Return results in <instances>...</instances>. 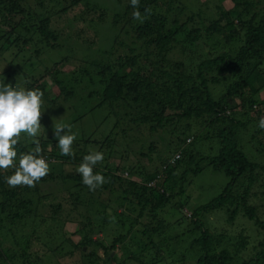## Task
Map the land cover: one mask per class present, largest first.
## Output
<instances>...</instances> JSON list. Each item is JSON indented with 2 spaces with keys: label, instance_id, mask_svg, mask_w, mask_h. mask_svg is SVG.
I'll return each instance as SVG.
<instances>
[{
  "label": "trees",
  "instance_id": "obj_1",
  "mask_svg": "<svg viewBox=\"0 0 264 264\" xmlns=\"http://www.w3.org/2000/svg\"><path fill=\"white\" fill-rule=\"evenodd\" d=\"M27 1L0 0V59L5 61V65L0 62V85L39 89L43 92L42 108L59 112L61 107L82 109L74 122L100 111L99 127L106 119L113 123L107 132L102 130L101 137L75 139L72 156L61 155L53 132L36 137L41 155L53 167L35 187H9L6 176L14 170L0 171V232L8 241H0V264H45L49 257L42 259L41 255L49 254L66 264L73 262L76 251L81 252L82 264H236L238 255L250 244L249 238L241 239L234 251L224 243L230 241L224 230L220 231L223 236L217 237L200 215L228 207V222L241 213L264 231V188L260 187L264 165L242 150L239 130L251 128L250 118L247 122L237 118L239 114L249 117L256 105L264 104L259 98L264 89V16L253 11L256 3L231 0L233 9L218 5L217 19L189 28L193 17L183 16V0H139L138 9L130 0H114L120 7L111 22L108 4L88 1L95 5L87 6L94 29L109 23L118 33L105 56L81 59L74 67L71 55L52 63L40 58L46 48L60 50L61 37L52 28L51 17L32 12ZM136 10L146 17L142 23L133 18ZM205 36H223L227 45L223 51L200 55L194 62L186 53L195 52L194 47ZM235 38L240 45L234 50ZM82 41L104 50L92 37ZM118 46H126L129 52L119 53ZM179 49L181 58L176 57ZM57 100L65 103L57 105ZM259 115L264 117V110ZM192 121L209 130L201 133L197 127L193 132ZM181 122L186 123L176 132ZM256 130L253 139L264 134L262 129ZM159 135L168 145L158 154L154 138ZM26 137L16 146L18 157L33 152L36 146ZM204 140L211 147L216 145L214 155L194 146ZM258 142V146L264 145L263 139ZM117 143L138 151L137 160L125 161L127 150L116 160ZM94 151L107 154L94 167L106 183L92 191L76 169L83 157ZM206 162L223 171L230 181L210 202L185 213L190 219L187 227L182 228V215L176 223H168L173 210L176 214L186 206L173 199L186 193L190 177L198 175ZM71 224L77 225L73 235L78 239L58 237ZM107 224L113 228L109 243L95 236ZM21 232H25L23 238H19ZM243 232L239 236L245 235ZM186 238L190 246L181 244L184 250L177 255L172 248ZM65 243L71 245L69 250ZM5 244L13 246L7 249ZM260 246L241 264H264V241Z\"/></svg>",
  "mask_w": 264,
  "mask_h": 264
},
{
  "label": "rangeland",
  "instance_id": "obj_2",
  "mask_svg": "<svg viewBox=\"0 0 264 264\" xmlns=\"http://www.w3.org/2000/svg\"><path fill=\"white\" fill-rule=\"evenodd\" d=\"M73 1L75 0H28L26 3V6L31 9L32 12L36 13L37 15H43V16H49L51 17V24L52 28L55 29L57 33H59L61 40L59 43L62 45V48L59 49H45L40 55L41 59H45V61H49L48 63H52L55 60H60L62 57L66 55H71V57L74 58L73 63L75 64L74 67H78L81 59H88L89 61L92 60V58H98V56H105L104 51L106 49L110 48V45L113 44L115 34L118 33V29H111V26L109 23H107L105 26L99 25L97 28L98 30L94 29L92 26V23L89 21V12H87V6L94 7V3L97 2H104L105 4H108L109 11H108V20L113 18V14L117 8L120 6L118 3H115L114 0H78V2L73 4ZM94 2V3H86V2ZM96 1V2H95ZM184 4L186 5L185 13H183L184 17L192 16L193 19H191V23L189 24V28H192L194 26H197V24H200L201 26L209 25L212 20H215L219 17L218 14V5H222L223 9L229 10L233 9L234 3L231 0H183ZM251 2H255L254 12L257 13L260 16H264V0H249ZM40 2L44 5L41 6ZM70 7V8H69ZM67 8L65 11L64 9ZM64 10V11H63ZM179 12V10H178ZM173 16L170 18V22L173 21ZM107 20V21H108ZM222 23L225 25L226 20L222 19ZM111 22V20L109 21ZM108 26V27H107ZM113 28V26H112ZM204 33V32H203ZM89 37H92L94 40L98 42V45L100 46V49H104L102 52L100 50L94 49L95 47H91L93 45L86 46L83 44V39H88ZM125 39L129 40V37L124 36ZM183 38V36H180V39ZM236 43H234V50L237 49V46L240 45L238 41V38H235ZM231 42V44L233 43ZM91 44V43H90ZM227 45L226 41L223 36H213V38H208L205 36L203 40L194 47L195 52L191 53L188 51V55H191L194 59V62H198L200 60L199 56L202 55L204 57L215 55L217 51L221 52L224 50L223 46ZM195 46V45H194ZM230 45L227 46V49H229ZM119 49V53L125 54L128 53V48L126 46L124 47H117ZM197 50V52H196ZM100 52V53H99ZM179 53L176 55L177 58H181L180 49L178 50ZM50 59V60H49ZM199 59V60H198ZM53 60V61H51ZM187 60H189V57H187ZM21 61V60H18ZM40 61V59H39ZM0 62H3L5 65V61L3 59H0ZM2 66V63H0ZM4 69V66L1 67ZM10 80V79H8ZM11 81V80H10ZM216 90H220L219 87H217ZM260 100L264 103V89L261 90L259 94ZM58 103H65L64 100H57L55 104L58 105ZM93 104V103H92ZM61 111L50 109L49 107H43L42 108V119H41V129L38 136H46L49 133L53 132V124H66L69 125L71 128V133L76 135V139L92 135L93 137H101L103 136V132L108 131V127L112 125L113 121L111 119H106L101 127V116L103 115L102 112L96 111L95 113H87L83 119L76 120L74 122V117H78L77 114L79 112H82V109L78 110H72L67 107H61ZM264 110V104H260L255 106V111L249 112V117L243 116L242 114H239L237 116L238 120L247 122L250 118V122L248 124V127L251 126V128H248V130L240 129L239 130V136L243 143L242 150L251 158H255L258 160L261 164L264 165V145L261 146L259 144L258 146V140L263 139L264 140V134L258 135V138H251L253 133H256V129L261 130L258 127V122L261 116L259 115L260 112ZM56 112V113H55ZM106 113L104 112V115ZM186 122H181L177 125L178 130L181 131L180 128L185 124ZM193 123V132L197 130V127L200 128V132L208 131L207 128L205 130V127L196 126L195 121H192ZM103 130V132H102ZM67 131V130H66ZM264 132V129H262ZM54 133V132H53ZM63 134V132L61 133ZM50 135V134H49ZM106 135V134H104ZM177 135V133H176ZM257 135V133H256ZM27 135L22 133L21 138H25ZM37 136V137H38ZM191 136V135H190ZM27 142L33 141V138L26 137ZM168 138V136H167ZM193 138V137H190ZM154 139L157 140L156 150L158 154L163 150L166 149V145H168V140L162 135L156 136ZM153 139V140H154ZM169 139V138H168ZM152 140V141H153ZM188 143H191V141H188ZM213 144V143H212ZM137 145V146H136ZM211 145V144H210ZM209 145V142L207 141H201L196 142L195 147L196 149H201L204 152H209L208 155H214V150L216 149V145L211 147ZM193 146V147H194ZM132 147L138 148V144H132ZM210 147V148H209ZM189 148H191L189 146ZM115 150L119 153L118 156H116V160L120 159V154L122 151L127 150V155L125 158V161L132 163L137 160L138 151H134L133 149L129 147H124L122 144L117 143L115 145ZM108 151V150H104ZM146 151V149H145ZM156 154L155 156H157ZM107 154L104 155V158ZM50 170L52 169L53 165L49 164ZM264 178V173L261 175ZM191 183L187 185V191L185 194L181 196H177L175 199H173V202H182L186 206L183 207L182 210H178L176 212L173 210L172 216L170 215L171 219H168V223H176L179 221V218L181 215V224L182 228L187 227L189 225V218L185 216V213L187 212L192 213V210H194L197 206H201L202 204H206L210 202L213 198L218 196L224 187L228 184L230 181V178L223 172V171H217L214 170L212 166L208 165L207 162L203 163V169L198 175H194L192 177ZM260 187L264 188V184L261 182ZM257 200L261 203V200L257 198ZM228 207H225L223 209H218L216 211H213L211 213H201L200 218H202V221H204L205 225L210 229L211 232L214 234L217 233V237H221V230L223 233H226L227 239H230V241H226V245L233 249H237L240 244L239 242L241 239H244L245 237L249 238L250 244L248 247L243 250V252L238 255L236 258L235 263L238 264L241 260L248 259L249 257H252L257 250H260L262 247L260 246V242L264 241V231L260 230L256 225L253 223L251 224L245 218H243V215L241 213L237 215V218H235L234 222H228L229 214L227 212ZM169 212V210H168ZM261 217L264 219V208H262L261 211ZM107 224L104 227V232L101 231V233H97L95 236L99 239H105L108 241V243L113 239L112 236H110V233H113L112 225ZM67 229L65 231H62V235L60 236H72L73 239H78L76 235H73V232L76 229V224L67 225ZM216 226V227H214ZM246 226V227H245ZM46 228V226L44 227ZM65 228V227H64ZM219 229L218 232L215 230ZM63 230L60 229L58 231ZM244 231L243 233L245 235L239 236L241 234L240 231ZM25 232H21V236L19 238H23ZM24 235V236H23ZM115 236V235H114ZM195 236V235H194ZM0 241L2 243H6L7 238L3 235V232H0ZM53 242V241H52ZM51 242V243H52ZM186 245H185V244ZM184 243L175 244L172 249H175L177 251V255H181V252L184 250V246L188 247L190 246V239L186 238V241ZM223 243V244H224ZM184 246H182V245ZM10 244H5L3 247H7V249L12 247ZM66 250H69L71 248V245L65 243L64 244ZM87 249V248H86ZM118 251V250H116ZM101 253H103V250H101ZM115 254V253H114ZM166 255V253H164ZM75 258L72 259L73 262L66 263V264H82L80 261L81 259V252L76 251L73 255ZM43 258H48L45 262V264H61L58 260H55L51 254L49 255H41ZM4 264V263H3Z\"/></svg>",
  "mask_w": 264,
  "mask_h": 264
},
{
  "label": "clouds",
  "instance_id": "obj_3",
  "mask_svg": "<svg viewBox=\"0 0 264 264\" xmlns=\"http://www.w3.org/2000/svg\"><path fill=\"white\" fill-rule=\"evenodd\" d=\"M133 8L138 9L139 0H130ZM150 12L149 9L145 10ZM133 18L141 23L146 18L139 10L133 12ZM43 92L39 89L25 90L13 87L12 84L0 85V171L13 169L11 175L6 176L9 187H35L36 184L50 172L48 161L41 155L42 149L35 138L39 135L42 119ZM258 127L264 129V117L258 122ZM67 129V131H66ZM53 132L58 140L57 147L61 155H74L72 145L76 135L66 124H53ZM63 132V134H61ZM24 133L33 138L35 148L31 153H18L16 146ZM18 157V164H17ZM175 161L173 162V160ZM104 154L100 151L90 152L82 159L76 171L82 177V182L90 190L95 191L106 183L105 177L94 172V167L103 162ZM178 158L174 156L172 162Z\"/></svg>",
  "mask_w": 264,
  "mask_h": 264
},
{
  "label": "built area",
  "instance_id": "obj_4",
  "mask_svg": "<svg viewBox=\"0 0 264 264\" xmlns=\"http://www.w3.org/2000/svg\"><path fill=\"white\" fill-rule=\"evenodd\" d=\"M176 158H178V155L176 156ZM175 161V159L173 160V162Z\"/></svg>",
  "mask_w": 264,
  "mask_h": 264
}]
</instances>
